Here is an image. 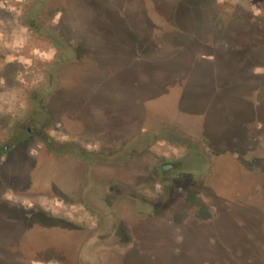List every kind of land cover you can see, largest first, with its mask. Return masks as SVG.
Here are the masks:
<instances>
[{"label": "rangeland", "instance_id": "rangeland-1", "mask_svg": "<svg viewBox=\"0 0 264 264\" xmlns=\"http://www.w3.org/2000/svg\"><path fill=\"white\" fill-rule=\"evenodd\" d=\"M263 66L264 0H0V150L11 146L0 154V264H76L78 255L96 264H264ZM43 104L53 140L89 150L136 135L141 151L148 134L151 152L177 139L204 144L172 184L174 200L128 225L131 247H82L86 234L65 219H93L48 195L54 185L18 192L5 183L56 185L58 168L66 177L67 154L35 153L24 133ZM136 166L144 175V160ZM21 205L53 217H25L14 211Z\"/></svg>", "mask_w": 264, "mask_h": 264}, {"label": "flooded vegetation", "instance_id": "flooded-vegetation-1", "mask_svg": "<svg viewBox=\"0 0 264 264\" xmlns=\"http://www.w3.org/2000/svg\"><path fill=\"white\" fill-rule=\"evenodd\" d=\"M31 24L32 22H30ZM33 29L36 32L41 31L39 25H35ZM56 53L57 50L53 56V61H56ZM47 84L51 88V76ZM32 97L35 101L38 100L36 93ZM40 102H44V100L40 99ZM40 106L27 115L29 125H26L24 130L25 136L34 137L39 144L30 149L35 150V153H38L36 152L38 150H45L47 155L45 156L54 161L61 159L62 154H67L66 160L69 163L66 177L62 176V171L56 172L57 184L62 185L58 189L61 196L53 194L56 193L54 191L57 189L56 187L51 189L48 195L60 197L61 200L71 203L72 206H79L83 210L80 213L81 216L86 219H93L89 223L86 221L77 223L72 221L70 217L66 218L65 221L76 231L86 234L87 238L81 242L82 247L86 243L89 245L96 242L100 244V255L104 254L107 247L121 248L123 245L126 247L134 245L133 241L125 235L129 230L128 225L135 223L137 217L153 218L167 203L174 200L172 184L178 182L181 174L185 173L186 170H191L186 169V167L194 163L190 151L192 149L203 151L204 144L201 142L191 147V145L183 144L179 141L180 139H177L176 142H170L172 148L164 149L160 146L157 148L158 152H151L150 146L154 143H147L149 134L145 136V145L143 144L141 147H144V150L141 149V151L138 149L136 135L115 137V145L109 151L89 150L87 149L88 144L82 147L72 141H54L48 131L50 129L49 119L42 113L44 104ZM19 140L13 139L11 145ZM163 143L165 142L162 141L161 144ZM10 148V145L4 146L0 150V154L3 155ZM27 154L32 158H39L37 157L38 154L29 151ZM138 160H144L147 168L143 173L144 175L139 174L137 170L136 162ZM261 160L262 157H258L257 164L259 167L263 163ZM248 166V170H255L257 168L256 161H249ZM139 176L145 178L143 184H138ZM45 184L47 186L54 185L52 182H45ZM14 211L20 212L25 217H32L37 213L44 218L51 219L53 217L51 211L40 212L39 209H33L32 205L28 207L21 205L19 210ZM91 256L96 257L93 254ZM107 260L105 262L99 261L97 264H109ZM73 261H76V264H96L87 260V256L82 255L74 257Z\"/></svg>", "mask_w": 264, "mask_h": 264}, {"label": "crops", "instance_id": "crops-1", "mask_svg": "<svg viewBox=\"0 0 264 264\" xmlns=\"http://www.w3.org/2000/svg\"><path fill=\"white\" fill-rule=\"evenodd\" d=\"M263 69H264V66H263ZM199 125H201V124H199ZM255 128L257 130H259L260 126L257 125ZM221 131H222V133H224L223 129H221ZM58 169H59V171H61L62 168H58ZM49 170L53 171V170H57V168L55 169V167L52 165V167H50ZM5 183L11 188V191L15 190V191H18V192H22L21 189H27V188L29 190L34 189V191L37 190V192H40V191L45 190L46 187L52 186V185H48L47 186V184H45V183L43 184V182H42V183H33L32 185H34V188L33 187L30 188L29 187V183H26L24 180H17V179H13V180L12 179H5ZM14 183H17V184L15 185ZM57 183H58V180H56V185L54 184V186L57 189H59L62 185L61 184L58 185ZM63 187H65V186H63ZM54 198H56V199L59 198L60 199V197H54Z\"/></svg>", "mask_w": 264, "mask_h": 264}]
</instances>
